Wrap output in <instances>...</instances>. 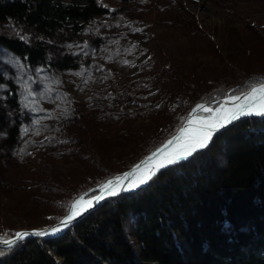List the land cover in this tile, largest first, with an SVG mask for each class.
Here are the masks:
<instances>
[{"label":"trees","instance_id":"obj_1","mask_svg":"<svg viewBox=\"0 0 264 264\" xmlns=\"http://www.w3.org/2000/svg\"><path fill=\"white\" fill-rule=\"evenodd\" d=\"M113 11L98 0H0V25L20 32L0 34V209L14 197L24 202L12 205L13 211L25 212L34 207L37 189L54 190L55 202L67 208L48 223L53 224L79 193H66L70 182L54 187V176L30 168L29 161L45 168L57 158L88 164L94 179L82 194L89 197L170 137L198 104L264 81V27L249 24L238 81L195 88L186 83L176 91L182 116L160 114L154 119L162 123L158 133L127 146L132 136L117 129L131 119L132 103L146 98L144 89L158 82L119 81L113 90L117 106L99 104L90 110L94 117L76 106H53L63 74H112L108 60L118 42L106 38L102 24L89 26ZM191 30L201 35L196 27ZM222 69L228 71L225 65ZM224 74L232 78L231 72ZM111 126L113 133L95 140L105 154L103 166L83 148L100 128ZM84 132L91 135L86 142L80 140ZM114 164L118 170L111 172ZM18 230L0 229V237ZM0 264H264V117L222 130L190 158L158 171L134 192L104 202L59 236L0 248Z\"/></svg>","mask_w":264,"mask_h":264},{"label":"rangeland","instance_id":"obj_2","mask_svg":"<svg viewBox=\"0 0 264 264\" xmlns=\"http://www.w3.org/2000/svg\"><path fill=\"white\" fill-rule=\"evenodd\" d=\"M98 1L104 7L116 11L95 19V25L89 26L95 28L102 24L106 38L118 42V51L108 60V71L112 74L95 73L85 77L78 73L63 74L53 106L60 109L76 106L94 117V112L90 114V110L99 104L117 106V97L113 90L118 88L119 81H136L139 78L158 82L153 85L150 83L151 87L144 89L146 98H142L138 104L132 103L127 115L131 119L127 120V123L124 122L125 127L117 129L121 136H132L133 140L131 139L127 146L134 145L138 140H150L149 138L158 133L162 123L154 119L164 112L173 115L178 111L181 103L177 99L176 91L186 83L195 88L198 85L203 87L202 85L238 81L236 67L240 60L239 52L247 53L246 27L249 24L257 28L264 27V0ZM192 27H196L201 35L192 34ZM13 29L0 25V34H20L18 30ZM91 58L94 61L97 57L93 53ZM171 65L175 67L176 72L169 69ZM224 65L232 73L231 79H226L228 75L224 72L228 71L223 72ZM176 74L180 77L184 75L183 79L178 78ZM182 111H178L177 118L182 116ZM199 114L207 115L209 112L201 110ZM42 122L45 124V119ZM42 129L40 132H43ZM113 129L114 126L110 129L100 128L98 134L92 135L90 146L83 148V154L88 151L89 156L104 166L102 159L105 154L101 152L100 145L95 140L101 137L100 134L113 133ZM90 136L84 132L80 140L86 142ZM39 138L40 134L37 135V139ZM105 143L108 144L107 141H104ZM113 148L115 147L107 151V157H113ZM52 163L51 168L50 165L45 168L41 163L36 165L28 162L30 168L40 169L39 172L48 177L54 176L51 178L54 187L65 188L64 185L70 182V188L67 189L68 185L66 186V193L75 191L79 193V197H85L82 191L89 187L94 179L88 172V164L73 158H57ZM110 169L115 172L118 167L114 164ZM53 193L54 190L49 194L37 189V198L33 199L34 207L22 213H15L12 205L24 200L14 197L5 199V207L0 209V229L24 230L48 225L56 215L67 208L66 203L55 202L58 195ZM75 201L70 204L68 210Z\"/></svg>","mask_w":264,"mask_h":264},{"label":"snow or ice","instance_id":"obj_3","mask_svg":"<svg viewBox=\"0 0 264 264\" xmlns=\"http://www.w3.org/2000/svg\"><path fill=\"white\" fill-rule=\"evenodd\" d=\"M21 39H23V37H21ZM232 100L233 107L228 108L222 106L221 108L215 110V115L213 116L192 120L190 114L188 123L181 130V135L174 137L172 141L168 142V145L175 143L176 148H174L171 152H168V145H166L165 149L160 150V159L139 176H137L135 172H130L125 173L123 177H117L115 181H108L104 186H102L100 197L88 199L87 201L84 200V197H80L78 201L71 205L69 214L60 221V224L66 225L76 216L82 214V212L86 210L85 204L87 207H91L94 203V200L104 198L105 192L108 195H115L117 188L124 190L125 186L120 184L121 179H127L131 177L127 188L129 190L134 189L151 179L152 175L155 174L153 168L158 170L159 168L164 167L166 164L176 163L179 160L185 159L192 155L197 150L206 147L216 131L224 127L226 124L238 119L240 116L264 115V86H262L260 89L253 88L248 96L245 97L244 104L236 103L240 100V97H233ZM196 109H202L203 111L209 113L213 111L212 109L205 108L201 105H197ZM196 109L193 111L195 112ZM155 157L156 154L154 153L153 157H149L147 161H143L141 165H137V170H139L145 163L155 159ZM109 185H111V187H109ZM58 231H60L59 227H53L48 230H39L34 233H29L27 231L16 232L13 239H5L0 237V243H3L6 246H11L28 237L29 235L35 234L43 236L50 233H56Z\"/></svg>","mask_w":264,"mask_h":264},{"label":"water","instance_id":"obj_4","mask_svg":"<svg viewBox=\"0 0 264 264\" xmlns=\"http://www.w3.org/2000/svg\"><path fill=\"white\" fill-rule=\"evenodd\" d=\"M262 86H264V81L263 82H260V83H257L255 85H253L252 87H250L248 90H246L245 92H242V93H239V94H236V95H227L223 98H218V99H215L213 101H210V102H207V103H202V104H198V105H201L203 107H211V106H214L212 108V112L207 114V115H203V114H199V112L202 110V109H196V107H194L193 109H191L189 111V113L187 114V116L185 117L183 123L181 124V126L168 138H166L162 143H160L158 146H156L155 148H153L152 150H150L147 154H145L140 160H138L137 162H135L132 166H130L128 169H126L125 171H123L118 177H123L125 173H130V172H135L136 174L138 172H140L142 169L144 168H149L151 167L155 161L160 157V150H163L165 149V146L168 145V142L169 141H172L174 139V137H177L179 135H181V130L182 128L188 123L189 121V117H190V114H191V119L192 120H195V119H198V118H207V117H210V116H213V112L216 110V109H219L221 108L222 106L223 107H228V108H231L233 107V100L232 98L233 97H240V100L237 101L236 103H239V104H244L245 103V97L248 96V94L252 91L253 88L255 89H260ZM196 109V111L194 112L193 110ZM253 117H264V115H243V116H240L238 119L232 121L231 123H228L226 124L224 127L220 128L218 131H216L212 138L219 132H221L222 130L228 128L229 126H232L233 124L241 121V120H244V119H247V118H253ZM211 138V139H212ZM211 141V140H210ZM209 144V143H208ZM207 144V145H208ZM175 145V143H173L172 145H168V150H170L173 146ZM203 149V148H201ZM199 149V150H201ZM197 150V151H199ZM196 151V152H197ZM156 154V157L155 159H153L152 161H149L148 163H145L139 170H137L136 166L137 165H141L143 161H147V159L149 157H153V154ZM195 153V152H194ZM193 153V154H194ZM192 154V155H193ZM192 155L188 156L187 158L185 159H181L179 160L178 162L176 163H173V164H166L164 167L162 168H159L158 170L157 169H153L154 173L156 174L158 171L166 168V167H169V166H173L177 163H180L188 158H190ZM154 174V175H155ZM153 177V175H152ZM117 178V177H116ZM116 178L112 179L111 181H115ZM131 180V177L127 178V179H121L120 180V184L124 185L125 188L124 190L120 189V188H117L116 189V194L115 195H108L106 192L104 193V198L103 199H99V200H94V203L92 204L91 207H87L86 204H85V207H86V210H84L82 212V214L76 216L73 220L69 221L66 225H61L60 224V221L63 220L68 214H69V210L67 212L66 215H64L62 218H60V220H58L57 222L53 223V224H50L46 227H43V228H40V229H37V228H31V229H24V230H18L16 232H24V231H27L29 233H34L36 231H39V230H48V229H51L53 227H59L60 228V231L56 232V233H50V234H47V235H43V236H40V235H29L28 237L24 238L23 240H20L19 242L21 241H24L26 239H30V238H37V239H47V238H53V237H56V236H59L60 234L64 233L68 228H70L74 223H76L77 221H79L81 218H83L86 214H88L89 212L95 210L97 207H99L101 204H103L104 202L108 201V200H111V199H115V198H119L120 196L128 193V192H134L135 190H137L138 188L142 187L143 185H145L146 183L134 188V189H127V185L128 183L130 182ZM109 187H111V185H109ZM101 192H102V187L99 188L96 193H94L93 195L89 196V197H84V196H81V197H84V200L87 201L88 199H93V198H96V197H100L101 196ZM80 198V197H79ZM78 198V199H79ZM77 199V200H78ZM76 200V201H77ZM75 201V202H76ZM15 232V233H16ZM14 238V235L10 238H6V239H13ZM18 242V243H19ZM17 244V243H16ZM15 244L11 245V246H6L4 245L3 243H0V248H8V247H12L14 246Z\"/></svg>","mask_w":264,"mask_h":264},{"label":"bare ground","instance_id":"obj_5","mask_svg":"<svg viewBox=\"0 0 264 264\" xmlns=\"http://www.w3.org/2000/svg\"><path fill=\"white\" fill-rule=\"evenodd\" d=\"M213 115H215V111L213 112ZM174 148H176V144L170 149V150H168V152H171ZM165 154H167V153H165ZM160 159V157L155 161V163L158 161ZM154 163V164H155ZM146 169H148V168H144V169H142L140 172H138L136 175L137 176H139V175H141ZM153 169H155V168H153ZM128 186V185H127ZM128 189V188H127ZM79 200V199H78ZM77 200V201H78Z\"/></svg>","mask_w":264,"mask_h":264}]
</instances>
